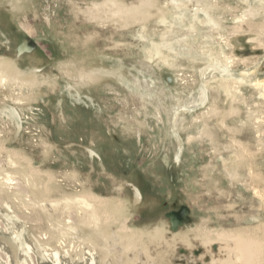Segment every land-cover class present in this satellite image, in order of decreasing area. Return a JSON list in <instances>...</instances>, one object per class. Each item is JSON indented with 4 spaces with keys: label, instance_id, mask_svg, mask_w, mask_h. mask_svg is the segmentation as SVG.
<instances>
[{
    "label": "rangeland",
    "instance_id": "rangeland-1",
    "mask_svg": "<svg viewBox=\"0 0 264 264\" xmlns=\"http://www.w3.org/2000/svg\"><path fill=\"white\" fill-rule=\"evenodd\" d=\"M93 2L22 0V5L17 7L18 0H0V57L19 63L27 71L33 67L42 68L53 81V86L38 88L35 95L31 94L34 99L32 97L31 102L20 106L23 121L8 114L9 109L17 106L12 100L5 99L12 96L11 89L0 90V131L9 133L11 148L23 151L39 169L56 175L66 193L93 188L104 197L122 199L128 206L129 224L135 228L171 227L166 215L184 207L190 211L191 223L180 227L182 231H190L203 222H208L212 228L227 229L256 227L264 223V205L260 199L242 184H232L226 173L223 159L232 158L233 135L221 126V118H214L210 123L213 142L197 139L189 143L188 134L197 135L199 127H193L192 117L188 114L185 127L180 129L184 141L183 160L180 165L174 162L179 144L170 117L178 97L183 101H193L191 95L197 97L198 72L202 63L196 66L195 72L182 59L177 63V70L165 67L157 60H148L146 45L138 37L145 26L150 35L156 31L158 41L163 29L157 19L124 30L113 25L100 28L86 21L88 19L82 13L91 8ZM219 2L225 27L223 35L230 37L233 46L226 54L251 60L244 66L237 64L235 70L238 73L249 70V73L254 72V79L264 80V49L253 42L257 33L244 36L233 33L237 17L244 15L248 6L243 0ZM259 22L262 23V19L256 20ZM23 23L35 34L29 36L22 30L20 25ZM208 32L203 30V35ZM25 38L33 40L37 50L17 58L16 48ZM213 39L219 42L220 36L215 34ZM65 64H76L73 67L75 76L62 70ZM84 68H98L104 72V78L78 89L74 77ZM115 75L123 78L125 83L119 82ZM182 75L186 78H181ZM185 86H188L186 93L183 92ZM243 92L250 105L258 101L252 97L254 91L245 88ZM12 94L17 96L16 92ZM212 94L211 101L216 99L223 108L229 109L225 93L213 91ZM157 107L161 109L162 121L154 115ZM238 107L240 115L228 117L226 122L239 131L234 137L258 158L253 163L264 175V136L260 146L247 107ZM19 124L23 126L20 133L16 128ZM91 148H95L98 155L91 154ZM243 172L246 175V170ZM133 186L141 191L142 203L136 204ZM31 228L39 234L40 229L46 231L48 225L44 221L39 230L32 225ZM162 250L167 254H164L163 262L158 259L160 264H193L175 253L170 255L172 253L167 249Z\"/></svg>",
    "mask_w": 264,
    "mask_h": 264
},
{
    "label": "bare ground",
    "instance_id": "bare-ground-1",
    "mask_svg": "<svg viewBox=\"0 0 264 264\" xmlns=\"http://www.w3.org/2000/svg\"><path fill=\"white\" fill-rule=\"evenodd\" d=\"M135 1L94 0L92 7L82 13L86 15V21L100 28L113 25L114 28L121 26L122 29H128L134 24L143 25L155 18L163 29L159 40L155 39L158 36L154 34L156 31L150 35L145 26H142L138 37L146 45L144 48L148 60H157L165 67L177 70V63L182 59L195 72L196 66L202 63L198 72L197 97L191 95L193 101H183L178 97L170 117L179 144L174 162L180 165L183 160L184 141L180 129L185 127L188 114L192 117L193 127H199L197 135L192 132L188 134L189 143L197 139L213 142L210 123L214 118H221V126L233 135L230 147L234 150L232 158L226 160L223 157L226 173L232 184H242L250 189L264 205V175L253 163L258 158L234 137L238 130L226 122L228 117L240 115L239 105L246 106L260 146L264 144V111L261 110L264 109V80L254 79V72L249 73V70L242 73L235 70L237 64L244 66L251 60L226 54V50L233 46L230 37L223 35L225 27L222 14L219 13V0ZM243 3L248 8L244 15L237 17L233 33L239 36L257 33L253 42L264 49V0H243ZM21 5L22 0H18L17 7ZM258 19L263 22L256 23ZM20 27L29 36L35 34L24 23ZM203 30L209 31L206 36ZM215 34L220 36L219 42L213 39ZM75 65L65 64L61 68L68 75L75 76ZM42 71L38 67L27 71L19 63L0 57V90L11 89L12 96L4 97L17 104L16 108L8 110L13 118L23 121L20 106H24L32 97L34 99L38 88L53 86V81L49 80L50 74ZM180 77L185 79L186 75L185 78L184 75ZM103 78L102 70L84 68L74 80L79 89L96 84ZM115 78L125 83L123 78ZM177 78L176 75V81ZM187 88L185 86L183 92ZM245 88L254 91L252 97L258 100L255 104H249L243 92ZM213 91L225 93L226 102L230 103L229 109L223 108L216 99L211 101ZM13 92L17 96H13ZM198 111L200 113L197 115ZM154 115L162 121L159 107L155 108ZM22 127L21 124L16 127L18 132ZM8 134L0 131V264H160L158 259L163 262L166 256V250L162 249L169 250L172 253L170 255L175 253L179 258H186L193 264H264V223L256 227L227 229L212 228L208 222H203L190 231L178 229L176 232L171 231L169 225L168 228L159 225L152 230L132 227L129 224L128 206L122 199L104 197L94 192L93 188L66 193L56 175L39 169L23 151L11 148L12 140ZM90 152L97 154L95 148H91ZM243 170H246V175ZM133 188L136 204L142 203L144 197L141 191L136 186ZM44 221L48 225L47 230L40 229L39 234H35L36 230L31 225L40 228Z\"/></svg>",
    "mask_w": 264,
    "mask_h": 264
},
{
    "label": "water",
    "instance_id": "water-1",
    "mask_svg": "<svg viewBox=\"0 0 264 264\" xmlns=\"http://www.w3.org/2000/svg\"><path fill=\"white\" fill-rule=\"evenodd\" d=\"M35 50H37V44L30 38H25L16 49L17 58H20L25 54L33 53ZM166 217L170 221V229L173 232H176L180 227L191 223L190 211L185 207L181 208L179 212H171L167 214Z\"/></svg>",
    "mask_w": 264,
    "mask_h": 264
}]
</instances>
